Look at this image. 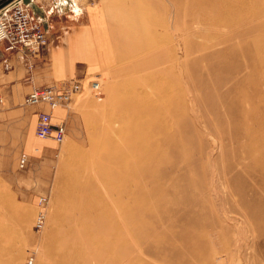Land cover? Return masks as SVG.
<instances>
[{
  "label": "rangeland",
  "instance_id": "1",
  "mask_svg": "<svg viewBox=\"0 0 264 264\" xmlns=\"http://www.w3.org/2000/svg\"><path fill=\"white\" fill-rule=\"evenodd\" d=\"M60 1L59 10L50 4L55 15L79 10L77 0ZM197 1L138 0L135 6L131 0V14L146 18L131 42L150 48L162 40V46L136 60L144 64L139 67L113 63L123 77L93 78L100 93L89 88L92 101L83 109L73 106L74 96L64 108L78 115L77 126L62 143L29 133L24 169L17 162L22 148L2 142L0 264H28L29 256L33 264H264V193L239 190L238 157L239 111L260 104L244 93L264 95V0H241L247 7L229 12L231 19L253 16L248 24L260 25L232 40L225 37L239 26L200 24L216 13L193 10ZM239 42L251 51L239 56L247 66L237 72L233 53L222 52ZM255 109L257 121L264 112ZM49 140L52 148L44 146ZM38 196L47 198L40 232L34 228ZM114 228L127 238L110 251L103 232L111 239ZM82 235L93 247L78 262L63 242Z\"/></svg>",
  "mask_w": 264,
  "mask_h": 264
},
{
  "label": "crops",
  "instance_id": "2",
  "mask_svg": "<svg viewBox=\"0 0 264 264\" xmlns=\"http://www.w3.org/2000/svg\"><path fill=\"white\" fill-rule=\"evenodd\" d=\"M31 1L26 3L47 33L46 48L34 57L33 66L28 69L20 53L6 52L0 46V150L3 149L2 142L12 141L15 143L11 148L20 147L21 153H25L29 133H34L38 112L50 111L42 104L24 105L23 99L33 86H48L71 78L82 79L83 89L73 101V106L83 109L92 101L88 91L93 78L98 75L106 80L123 77V69L113 67V63L122 61L139 67L144 64H137L136 60L144 59L146 52L155 51L163 44L160 40L149 48L145 43L140 45L139 40L131 42L135 31L145 29L142 25L146 21L145 15L139 11L137 15L131 14L128 8L131 0H84L80 4L77 0L79 10L72 15H55L50 9L53 0H49L47 6ZM54 4H57L55 0ZM133 4L138 5V0ZM61 5L58 3L57 9ZM147 20L150 21L148 17ZM131 44L133 50L127 49ZM50 112L52 123L64 122L66 134L73 133L78 120L73 110L59 107ZM44 146L52 148L53 143L45 141ZM29 159L30 155L28 163Z\"/></svg>",
  "mask_w": 264,
  "mask_h": 264
},
{
  "label": "built area",
  "instance_id": "3",
  "mask_svg": "<svg viewBox=\"0 0 264 264\" xmlns=\"http://www.w3.org/2000/svg\"><path fill=\"white\" fill-rule=\"evenodd\" d=\"M47 42L46 30L32 14L24 0H10L0 6V46L4 51L20 53L26 60L28 69H31L34 57L46 48ZM89 85L96 95L100 93V84L96 79H92ZM82 89L83 80L79 78L67 79L57 85L33 86L24 97L23 103L27 106L47 105L52 111L58 107L68 106L73 97L80 94ZM50 111L38 112L34 135L37 138L50 139L60 144L66 135L65 124L64 122L52 123ZM27 163L28 156L22 153L18 159V167L24 169ZM46 204L47 198L40 196L34 224L37 232H40L43 227ZM27 263H33L32 256H29Z\"/></svg>",
  "mask_w": 264,
  "mask_h": 264
},
{
  "label": "bare ground",
  "instance_id": "4",
  "mask_svg": "<svg viewBox=\"0 0 264 264\" xmlns=\"http://www.w3.org/2000/svg\"><path fill=\"white\" fill-rule=\"evenodd\" d=\"M55 1H56L57 4L63 2V1H60V0H55ZM71 1L73 3L75 2L73 0H71ZM26 2H31V0H26ZM256 2H258V1L256 0ZM195 3L196 4L192 5L193 7H191V8L193 10H197L198 9V11H200V13L202 15H206L207 16V13H210V12L212 13V11H213V13L214 12L216 13V15H215V17L213 19L203 18L201 21L199 20L200 24L202 23L204 25L205 24L206 25L207 24H209V25H219L220 23L227 22L230 26H233V27H235L237 25L239 26L238 27L239 30H236L235 32L233 31V34H227L225 39H231L232 40V38H234V39L242 38L243 35H246V36L252 35V34H254L255 31H258V29H259L260 25H258V24H256V25L248 24V23H253V16H251L250 19L248 18L249 16H246V15H244L245 17L240 16V17L235 18V19H233V18L231 19V17L229 18V14L231 13V10L234 9V11L235 10L240 11V9L243 7L244 4H245L244 6H246V3L245 2H241V0H198ZM255 5H253L254 6L253 10L255 9ZM259 5H261V4H259ZM248 6H249V4H248ZM254 11L256 12V10H254ZM194 12H193V14H194ZM255 12H253V14ZM250 13H251V11H250ZM259 14L261 15V13H259ZM199 16H201V15H199ZM222 18H224V19L221 21ZM260 18H261V16H260ZM259 24H261V22ZM209 27H211V26H209ZM204 30H206V29H204ZM249 45H250V50H245V49H243V47L240 45V42H239L238 44L231 45V47H228V49L226 51L222 52L224 55H229V54H231V52L233 53L234 57L236 58V61H238V63H237V72H239L243 68L242 65L244 64V63L241 64L239 62V60H241L239 58V56L242 55V54H246V55L250 54L251 44H249ZM253 63H254V60H252L250 62V65L252 66ZM244 65L247 66V64H244ZM262 72H264V71H262ZM261 77H262V74H261ZM89 88H90V85H89ZM89 91H90V89H89ZM244 92H245L244 89H242L240 91V94L238 96L239 98H241L240 101H242V99H243V93ZM255 93L256 94L252 93L251 95H248L246 92L244 93V97L247 98L249 96L251 101L256 98V100L260 101V104L254 105V108H252V110L249 111L248 113H244L243 109L242 110L240 109L239 112L242 113V115H243L242 117H244V119H243L244 121L243 122L241 121V123L238 126L240 128L241 139H242V142H241L242 150H240L241 152L238 155L239 163L241 164L240 168L242 169L241 170V174L239 173V179H241V181H242L241 182L242 188H240L239 190L240 191H243V189H244V191L247 190V191H249V193L251 192L252 194H254V196L256 194L255 188L261 194L264 193V113H262L263 116L260 118V120L258 119V116H256L257 117V121H254V115H253V114H255V111H256L255 108H257L258 106L260 108H262V111L264 112V95L262 93H258V95H257L256 91H255ZM258 97L261 98V99H258ZM261 101L263 102L262 104H261ZM239 104H240V102H239ZM151 111L153 112V110H151ZM122 116H124V115H122ZM147 116L148 117L151 116V118H148ZM153 116H154V114L152 113V114H149V115L147 114L145 117H147L148 119H152ZM239 116H241V115L239 114ZM153 124H154V122L151 123L150 126L153 125ZM154 126H155V124H154ZM128 131H129V129H128ZM37 139L46 140V139H41V138H37ZM133 141H136V140L134 139V140H132V142ZM137 141H139V140H137ZM125 143H127V141ZM96 144H99V142L98 143L96 142ZM121 150H124L123 147H122ZM121 155H123V154H121ZM128 161H129V159H128ZM122 162L124 163V161H122ZM227 176H229V175H227ZM253 178L255 180L258 179L259 182L258 183L256 182L257 186L251 187L245 181L247 179L252 180ZM225 189H226V187H225ZM227 193H228V191H227ZM242 203L245 204L244 200H242ZM137 205H138V207H136V208L139 209L141 205L140 204H137ZM45 212H46V210H44V215H45ZM23 218H25V217H23ZM35 221H36V218H35ZM44 224H45V217H44L43 227H44ZM111 234H112V237H111V239H109V233L105 230L103 232V239H102V243H103L102 245H103L104 249L106 248V249H108L110 251H112V249L114 248L115 244H117V243L121 242V240H124V239L127 238V235H122V237H121L119 235V232H117V228H114L110 232V235ZM82 238H83V235H82V237L79 238V240L77 242H72V241H64L63 242L65 248H67V249L69 248L72 251L73 256H75V255L77 256L74 261H78L79 262L78 259L82 260L83 257L85 256V252H86L85 250H87L89 253L92 252V247H93L92 244L91 243L90 244H85V241Z\"/></svg>",
  "mask_w": 264,
  "mask_h": 264
},
{
  "label": "water",
  "instance_id": "5",
  "mask_svg": "<svg viewBox=\"0 0 264 264\" xmlns=\"http://www.w3.org/2000/svg\"><path fill=\"white\" fill-rule=\"evenodd\" d=\"M8 1H10V0H1L0 1V6H2L4 3L8 2Z\"/></svg>",
  "mask_w": 264,
  "mask_h": 264
}]
</instances>
